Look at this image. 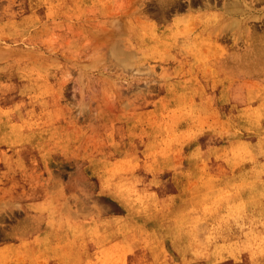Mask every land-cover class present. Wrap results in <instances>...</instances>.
Here are the masks:
<instances>
[{
  "label": "rangeland",
  "instance_id": "374dc122",
  "mask_svg": "<svg viewBox=\"0 0 264 264\" xmlns=\"http://www.w3.org/2000/svg\"><path fill=\"white\" fill-rule=\"evenodd\" d=\"M192 1L0 0V264H264V0Z\"/></svg>",
  "mask_w": 264,
  "mask_h": 264
},
{
  "label": "bare ground",
  "instance_id": "6f19581e",
  "mask_svg": "<svg viewBox=\"0 0 264 264\" xmlns=\"http://www.w3.org/2000/svg\"><path fill=\"white\" fill-rule=\"evenodd\" d=\"M194 1V0H193ZM193 1L191 2V3H193ZM194 4V3H193ZM197 5H199L198 4V2H197ZM166 6V5H165ZM203 8V7H202ZM228 8H230V7H228ZM252 8V7H251ZM254 13V12H253ZM233 15V14H232ZM249 15V14H248ZM242 16V15H241ZM243 29V28H242ZM255 30H256V28H255ZM254 39V38H253ZM121 49H122V46L121 45H116L115 47H114V49L112 50V55H113V57L115 58V59H117V60H119L120 62H123V61H126V60H129V54L125 51V52H122L121 51ZM261 113V112H260ZM246 148V147H245ZM247 149V148H246ZM240 155H241V153H240ZM233 164V163H232ZM254 165V164H253ZM249 167V166H248ZM247 168V167H246ZM240 170V169H239ZM252 171V170H251ZM256 172H258V169H256ZM249 175V174H248ZM251 175V174H250ZM261 175V174H260ZM255 177V176H254ZM249 178H251V177H249ZM229 179V178H228ZM248 180V179H247ZM260 180V179H259ZM253 181V180H252ZM258 181V180H257ZM261 181V180H260ZM225 182V181H224ZM242 182V181H241ZM240 182V183H241ZM242 183H244V182H242ZM229 184V183H228ZM237 184V183H236ZM224 185V184H223ZM226 185V184H225ZM241 185V184H240ZM248 185H250V184H248ZM252 185H253V182H252ZM224 187V186H223ZM253 187V186H252ZM263 186H255V192H258V191H261V188H262ZM219 188V187H218ZM212 189V188H211ZM225 189V188H224ZM209 190V189H208ZM207 190V191H208ZM213 190V189H212ZM211 190V191H212ZM223 190V189H222ZM251 190V189H250ZM219 191V190H218ZM217 191V193H219ZM221 191V190H220ZM225 191V190H224ZM226 193H227V191H226ZM236 193V192H235ZM204 196H205V194H204ZM210 196V195H209ZM218 196H219V194H218ZM226 196V195H225ZM230 196V195H229ZM203 197V196H202ZM212 197V196H211ZM204 198V197H203ZM206 198V197H205ZM224 198V197H223ZM212 199V198H211ZM218 199H219V197H218ZM231 199V198H230ZM215 200V199H214ZM225 200V199H224ZM209 201V200H208ZM211 201V200H210ZM209 201V202H210ZM187 202V201H186ZM204 202V201H203ZM231 202V201H230ZM185 203V202H184ZM187 203H189V202H187ZM200 203V202H199ZM202 203V202H201ZM204 204V203H203ZM211 204V203H210ZM209 204V205H210ZM188 205V204H187ZM198 205H200V204H198ZM202 205V204H201ZM182 206V205H181ZM206 207H207V205H205ZM183 207V206H182ZM196 207H198V206H195V208ZM213 208H214V206H212ZM200 208H201V206H200ZM199 207H198V209H200ZM203 208H205V207H203ZM190 209V208H189ZM206 209L207 208H205V211H206ZM135 210V209H134ZM204 211V210H203ZM203 211H202V213H203ZM204 211V212H205ZM133 212V211H132ZM137 213V212H136ZM192 213H195V212H193V210H192ZM208 214V213H207ZM211 214V213H210ZM210 214H208L209 216H211ZM138 215V214H137ZM206 215V214H205ZM190 216V215H189ZM195 216H196V214H195ZM195 216H193V217H195ZM204 216V215H203ZM207 216V215H206ZM205 216V217H206ZM205 219V218H204ZM210 219V218H209ZM190 220V219H189ZM198 220H199V218H198ZM196 222H197V219L195 220ZM209 221H211V220H209ZM199 222V221H198ZM207 222H208V220H207ZM206 222V223H207ZM127 223V222H126ZM133 223V222H132ZM210 223V222H209ZM196 224V223H195ZM204 224V223H203ZM212 225V224H211ZM204 226V225H203ZM130 227V226H129ZM191 227V226H190ZM193 227V226H192ZM207 227V226H206ZM205 227V228H206ZM216 227V226H215ZM161 228V227H160ZM204 228V229H205ZM217 229V228H216ZM118 230V229H117ZM129 230V229H128ZM130 230H131V228H130ZM169 230V229H168ZM167 230V231H168ZM143 231V230H142ZM144 231H147V230H144ZM153 231V230H152ZM159 231V230H158ZM166 231V230H165ZM181 231V230H180ZM216 231V230H215ZM95 232V231H94ZM191 232V231H190ZM212 232V231H211ZM95 233H97V232H95ZM99 233V232H98ZM97 233V234H98ZM147 233V232H146ZM152 233V232H151ZM162 233V232H161ZM195 233V232H194ZM193 233V234H194ZM216 233V232H215ZM214 233V234H215ZM141 234V233H140ZM165 234V233H164ZM192 234V235H193ZM210 234H212V233H210ZM168 235H170V234H168ZM147 236V235H146ZM160 236V235H159ZM165 236H167V235H165ZM200 236V235H199ZM155 237V236H154ZM194 237V236H193ZM208 237V236H207ZM214 237V236H213ZM151 238H153V237H151ZM175 238V237H174ZM189 238H191V237H189ZM209 238V237H208ZM150 239V238H149ZM200 239V238H199ZM157 240H158V238H157ZM208 240V239H207ZM206 240V241H207ZM86 241V240H85ZM150 242V241H149ZM153 242V241H152ZM96 244V243H95ZM98 244V243H97ZM207 244V243H206ZM215 245V244H214ZM193 246H194V244H193ZM207 246V245H206ZM220 246V245H219ZM262 247V246H261ZM205 248V247H204ZM96 250V249H95ZM101 251H103V250H101ZM115 252V251H114ZM113 252V253H114ZM117 252V251H116ZM199 252V251H198ZM112 253V254H113ZM252 253V252H251ZM194 254V253H193ZM100 255V254H99ZM101 255H102V252H101ZM106 255H108L107 253H106ZM251 255V254H250ZM186 257V256H185ZM251 257V256H250ZM191 258V257H190ZM239 258V257H238ZM256 258V257H255ZM236 259V258H235ZM257 259V258H256ZM258 261V260H257ZM256 261V262H257ZM205 262V261H204ZM213 262V261H212ZM255 263V262H254ZM203 264V263H202ZM206 264V263H205Z\"/></svg>",
  "mask_w": 264,
  "mask_h": 264
}]
</instances>
